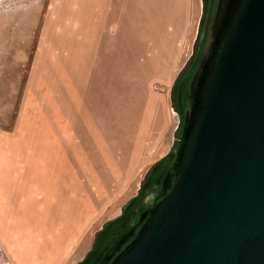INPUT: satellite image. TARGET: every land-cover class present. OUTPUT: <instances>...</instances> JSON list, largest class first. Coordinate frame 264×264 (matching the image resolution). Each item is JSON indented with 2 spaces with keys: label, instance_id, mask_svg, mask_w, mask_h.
I'll use <instances>...</instances> for the list:
<instances>
[{
  "label": "rangeland",
  "instance_id": "rangeland-1",
  "mask_svg": "<svg viewBox=\"0 0 264 264\" xmlns=\"http://www.w3.org/2000/svg\"><path fill=\"white\" fill-rule=\"evenodd\" d=\"M183 1L0 0V264L81 261L171 151L179 118L170 92L197 35L162 42L169 27L159 24ZM183 5L198 29L202 0ZM85 20L93 34L79 68ZM101 31L113 38L90 45Z\"/></svg>",
  "mask_w": 264,
  "mask_h": 264
},
{
  "label": "water",
  "instance_id": "water-1",
  "mask_svg": "<svg viewBox=\"0 0 264 264\" xmlns=\"http://www.w3.org/2000/svg\"><path fill=\"white\" fill-rule=\"evenodd\" d=\"M172 96L171 151L80 264H264V0H205Z\"/></svg>",
  "mask_w": 264,
  "mask_h": 264
},
{
  "label": "crops",
  "instance_id": "crops-1",
  "mask_svg": "<svg viewBox=\"0 0 264 264\" xmlns=\"http://www.w3.org/2000/svg\"><path fill=\"white\" fill-rule=\"evenodd\" d=\"M183 2H185V0ZM183 2H181V9L177 14H174L172 16L171 15L166 16V18L160 22L159 26H165L166 25L167 27H169V30L166 32V34L162 35L163 37L161 36L160 41H162V42L170 41V43L174 42L176 44V43H181L185 38L192 39V41L195 40L198 29H197V27L193 28L191 26L192 24L190 21V15L187 11L188 7H185V5L182 6ZM83 22L85 23V25L83 26L84 32H83V35H81L79 37L78 47L74 51L75 55H76V61H74L75 62L74 66L79 67V68H81V66L82 67L86 66V56H87V52H88V40H89V42H91V36L93 34L92 32H90L89 33V39H88V32H86V26H87L86 20ZM100 24H102V23H100ZM100 24H99V22H97L94 25L97 28L98 25L100 26ZM4 25H6L8 28L11 26L10 22H4ZM107 36H109L110 38H113V34L106 35V34H103L101 31V32H99V34L97 36L96 43L95 44L89 43V44L92 46L93 45L96 46L99 42H102L104 40V38L105 39L108 38ZM69 37H70V35L67 38H69ZM67 38L65 39V42H67V41L70 42ZM156 38L159 40L160 37H155L153 39V41H156ZM162 39H164V41ZM150 40H152V39H149V41ZM68 51H69L68 59L66 58V62L68 60L67 63H69V65L71 66L72 61H70V57H71L70 47H69ZM16 66H17V63L15 62L12 67H16ZM65 66L67 67V64L65 65V63H64L62 81H61V85H62V89H63V93H64L63 109L66 111L68 110V112H70L72 80H71V76H70V71L69 70L67 71V68ZM53 84L55 85V81L48 83L47 90L49 92L51 91V87ZM53 89L55 90V87ZM49 92H48V98L50 99V97H51L54 99V97L51 95V93L49 94ZM52 126L53 127H51V125H50V127H47L48 132L56 131L55 125H52ZM64 130H66V127L64 128ZM48 134H51V133H48ZM52 137L54 140H56L55 138L59 137V134L53 133ZM22 140H23L22 142H25L24 139H22ZM93 241H94V239H93ZM92 244H93V242H92ZM91 247H92V245H91Z\"/></svg>",
  "mask_w": 264,
  "mask_h": 264
},
{
  "label": "flooded vegetation",
  "instance_id": "flooded-vegetation-1",
  "mask_svg": "<svg viewBox=\"0 0 264 264\" xmlns=\"http://www.w3.org/2000/svg\"><path fill=\"white\" fill-rule=\"evenodd\" d=\"M202 9H203V11H202V17H201V20H202V18L204 17V14H205V0H202ZM200 20V21H201ZM199 26H200V24H199ZM195 44H196V41H195ZM194 47H195V45H194ZM193 52H194V50H193ZM191 59H192V57H191ZM189 62V61H188ZM187 62V63H188ZM186 67V66H185ZM184 67V68H185ZM184 70V69H183ZM172 94V91L170 92V95ZM171 97H172V99H173V101H174V103H175V100H174V98H173V96L171 95ZM179 118V117H178ZM163 159V158H162ZM161 159V160H162ZM140 189V188H139ZM123 211V210H122ZM121 214H122V212H121ZM120 214V215H121ZM119 215V216H120ZM109 222H107L105 225H103L101 228H100V230L96 233V235H95V238H94V241H93V245H92V247L87 251V253L85 254V256L83 257V259L81 260V261H79V262H77L76 264H80V263H82V262H84L85 261V259L88 257V255H89V253L93 250V248H94V246H95V239H96V236L98 235V233L100 232V231H102L106 226H107V224H108Z\"/></svg>",
  "mask_w": 264,
  "mask_h": 264
},
{
  "label": "trees",
  "instance_id": "trees-1",
  "mask_svg": "<svg viewBox=\"0 0 264 264\" xmlns=\"http://www.w3.org/2000/svg\"><path fill=\"white\" fill-rule=\"evenodd\" d=\"M177 79H178V76H177V78L175 79V81H174V83H173V86H172V88H171V91L174 90L175 83L177 82ZM171 95H172V94H171ZM171 102H172V107L174 108V107H175V103H174L172 97H171ZM157 163H158V162H157ZM157 163H156V164H157ZM156 164H154V165L148 170V172H147V174H146V176H145L143 182L141 183V187H140L138 193H144V192H145V188H144V186H145L146 180H147V178H148V176H149V172H150V170H152V169L156 166ZM137 195H139V194H137Z\"/></svg>",
  "mask_w": 264,
  "mask_h": 264
}]
</instances>
